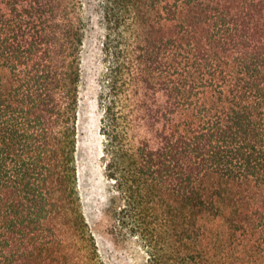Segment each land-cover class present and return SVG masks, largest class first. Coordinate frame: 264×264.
Listing matches in <instances>:
<instances>
[{
    "label": "trees",
    "instance_id": "obj_1",
    "mask_svg": "<svg viewBox=\"0 0 264 264\" xmlns=\"http://www.w3.org/2000/svg\"><path fill=\"white\" fill-rule=\"evenodd\" d=\"M106 176L147 264H264V0H101ZM84 0H0V264H106L79 186Z\"/></svg>",
    "mask_w": 264,
    "mask_h": 264
},
{
    "label": "rangeland",
    "instance_id": "obj_2",
    "mask_svg": "<svg viewBox=\"0 0 264 264\" xmlns=\"http://www.w3.org/2000/svg\"><path fill=\"white\" fill-rule=\"evenodd\" d=\"M84 1L87 31L82 55L77 154L84 211L106 264H147L143 245L118 226V206L112 200L113 190L106 176L99 100L107 68L102 51L105 22L102 1Z\"/></svg>",
    "mask_w": 264,
    "mask_h": 264
}]
</instances>
